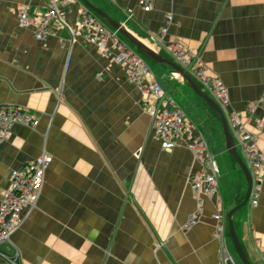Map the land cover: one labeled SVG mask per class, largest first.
Returning a JSON list of instances; mask_svg holds the SVG:
<instances>
[{
  "label": "crops",
  "instance_id": "crops-1",
  "mask_svg": "<svg viewBox=\"0 0 264 264\" xmlns=\"http://www.w3.org/2000/svg\"><path fill=\"white\" fill-rule=\"evenodd\" d=\"M89 1L164 56L162 27L164 42L177 40L196 52L226 86V111L236 112L245 130L257 135L264 157V0H154L149 11L137 0ZM21 4L31 14L45 11L44 0H0V104L26 107L34 124L13 125L0 142V198L12 168L42 151L51 162L36 206L5 246L17 250V263L224 264L213 236L218 197L234 259L226 214L241 201L246 183L224 151L214 110L171 68L150 67L206 138L218 170V197L192 190L189 177L198 162L185 146L160 147L125 65L100 52L80 25L82 0L60 4L61 15L50 19L43 40L18 24ZM259 175L257 204L247 202L232 216L252 264H264V168ZM0 264L8 262L0 258Z\"/></svg>",
  "mask_w": 264,
  "mask_h": 264
},
{
  "label": "built area",
  "instance_id": "built-area-1",
  "mask_svg": "<svg viewBox=\"0 0 264 264\" xmlns=\"http://www.w3.org/2000/svg\"><path fill=\"white\" fill-rule=\"evenodd\" d=\"M75 0H44L45 11L31 14L28 7L21 4L17 7V20L21 27L29 28L37 40L45 39L49 34V21L60 17V4H71ZM154 0H137L143 11L152 8ZM128 16L132 9L127 8ZM80 25L89 32V39L97 49L112 58L115 62L125 65L127 78L138 86L141 92V103L147 108L150 116V125L153 135L159 141L162 149H170L178 145L185 146L194 160L198 162V169L189 177V182L195 194L200 192L208 195H219L218 170L214 155L208 148L206 138L191 120L173 94L168 92L154 78L148 62L130 44H128L118 30L109 26L106 21L96 15L87 6L79 7ZM168 21L171 16H168ZM166 27L158 30V40L169 57L179 64L187 74H192L207 93L219 105L225 114L230 133L236 138V149H240L243 160L251 176V190L248 202L257 204L260 190V171L264 168V157L256 146L257 135L245 130L243 121L233 111H226L229 104L228 92L222 80L209 72L207 65L198 54L186 47L180 41L164 42L163 36ZM149 77V81H143ZM264 108V92L261 96ZM247 111L252 113L253 105L247 104ZM251 118V115H248ZM247 118V119H248ZM21 124L32 127L34 117L23 106L0 104V142L7 140L11 135V127ZM255 127L261 122L254 120ZM51 162V156L41 152L27 164L12 168L9 173V184L2 190L0 198V258L8 264H18L16 249L9 252L5 246L10 242V235L23 222L25 216L36 206L40 195L45 168ZM219 208L213 219L215 226L213 236L220 242L222 263L235 264L234 259L226 246V223L222 211V200L217 198ZM190 216L189 222L193 221Z\"/></svg>",
  "mask_w": 264,
  "mask_h": 264
},
{
  "label": "water",
  "instance_id": "water-1",
  "mask_svg": "<svg viewBox=\"0 0 264 264\" xmlns=\"http://www.w3.org/2000/svg\"><path fill=\"white\" fill-rule=\"evenodd\" d=\"M82 2L84 3L85 6H87L96 15H98L104 21H106L111 27L118 30V32L121 35H123L129 42H131L136 49L141 51L143 54H145L152 61H154L155 63L161 64V65L170 67L172 69V71L176 75H178L182 80H184L185 83L194 91V93L196 95H198L199 97H201L212 108V110H214V112L216 113V115L220 121L221 132L223 135L224 151L227 152L235 160L238 167L240 168V171H241L243 178L245 180V183H246L245 192L243 194L241 201L227 211V214H226L227 231H228V235H229L233 250L235 252V255H236L238 261L241 264H252L250 262V260L248 259L247 255L245 254L242 246H241L239 238H238L236 231L234 229L233 219H232L233 214L238 209H240L245 204H247L248 199H249V195H250L252 181H251V176H250L249 170H248L244 160L242 159V157L240 156V154L238 153V151L235 147V144L233 141V136L229 131L224 112L219 107V105L214 101V99L212 97H210L207 93H205L203 90H201L194 83V81L190 78V76L184 71V69L179 64H177L174 60L164 56L163 54H160L157 50L153 49L148 44H146L145 42L140 40L138 37H136L131 32H129L122 22L116 21L106 11L95 6L89 0H82Z\"/></svg>",
  "mask_w": 264,
  "mask_h": 264
},
{
  "label": "rangeland",
  "instance_id": "rangeland-1",
  "mask_svg": "<svg viewBox=\"0 0 264 264\" xmlns=\"http://www.w3.org/2000/svg\"><path fill=\"white\" fill-rule=\"evenodd\" d=\"M123 39L128 43V44H130L131 46H133L134 47V45L131 43V42H129L124 36H123ZM135 48V47H134ZM136 49V48H135ZM142 56H143V58L148 62V65H149V67H152V65H154L155 64V62L154 61H152L150 58H148L145 54H143L141 51H139L138 49H136ZM164 54V53H163ZM165 55H166V57H168V55L165 53ZM168 67V66H167ZM155 70L157 71V69H158V65L156 64L155 65ZM169 69H170V67H168ZM159 70V69H158ZM158 72V71H157ZM160 72V71H159ZM176 97V96H175ZM177 98V97H176ZM178 99V98H177ZM180 102V101H179ZM181 105H182V103H181ZM214 150V149H213ZM217 161V160H216ZM228 170V169H227ZM227 174H228V172H226ZM230 176H231V178H232V173L230 174ZM232 255H233V257H234V262L236 263V264H241L239 261H238V259H237V257H236V255H235V252H233L232 253Z\"/></svg>",
  "mask_w": 264,
  "mask_h": 264
},
{
  "label": "trees",
  "instance_id": "trees-1",
  "mask_svg": "<svg viewBox=\"0 0 264 264\" xmlns=\"http://www.w3.org/2000/svg\"><path fill=\"white\" fill-rule=\"evenodd\" d=\"M233 163H234V165L238 168V165H237V163L235 162V161H233Z\"/></svg>",
  "mask_w": 264,
  "mask_h": 264
}]
</instances>
